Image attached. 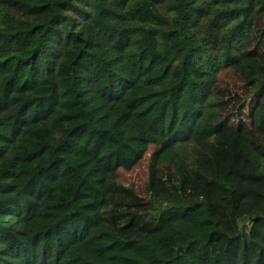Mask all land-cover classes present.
Masks as SVG:
<instances>
[{
	"label": "trees",
	"instance_id": "obj_1",
	"mask_svg": "<svg viewBox=\"0 0 264 264\" xmlns=\"http://www.w3.org/2000/svg\"><path fill=\"white\" fill-rule=\"evenodd\" d=\"M0 264H264V0H0Z\"/></svg>",
	"mask_w": 264,
	"mask_h": 264
},
{
	"label": "rangeland",
	"instance_id": "obj_2",
	"mask_svg": "<svg viewBox=\"0 0 264 264\" xmlns=\"http://www.w3.org/2000/svg\"><path fill=\"white\" fill-rule=\"evenodd\" d=\"M124 183H128V182H135L137 184L141 183L143 181L144 178V171L143 170H137L134 173L131 174H124Z\"/></svg>",
	"mask_w": 264,
	"mask_h": 264
}]
</instances>
